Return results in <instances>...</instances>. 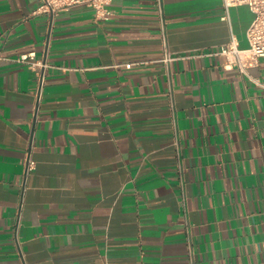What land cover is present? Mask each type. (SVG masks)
Returning a JSON list of instances; mask_svg holds the SVG:
<instances>
[{
	"label": "crops",
	"instance_id": "1",
	"mask_svg": "<svg viewBox=\"0 0 264 264\" xmlns=\"http://www.w3.org/2000/svg\"><path fill=\"white\" fill-rule=\"evenodd\" d=\"M40 4L0 0V264H264V58L211 54L250 8Z\"/></svg>",
	"mask_w": 264,
	"mask_h": 264
},
{
	"label": "built area",
	"instance_id": "2",
	"mask_svg": "<svg viewBox=\"0 0 264 264\" xmlns=\"http://www.w3.org/2000/svg\"><path fill=\"white\" fill-rule=\"evenodd\" d=\"M112 0H41L38 12L57 14L61 11H68L74 6L87 5L94 8L97 18H105L113 13L109 8ZM226 9L224 19L229 21L228 9L232 5L245 4L253 13V20L247 30L248 47L241 48L237 39L232 36L231 40L217 47L211 54L225 57L223 63L226 69L238 68L243 74H248L251 67L259 65L264 58V0H223ZM165 37V36H164ZM166 42V40H164ZM172 57L165 44V55L163 61L169 62ZM17 62L25 64L31 68L42 66L40 60H36L34 51L23 53L16 59ZM134 63H127L125 66L131 68ZM34 162L28 163L29 168H33Z\"/></svg>",
	"mask_w": 264,
	"mask_h": 264
}]
</instances>
